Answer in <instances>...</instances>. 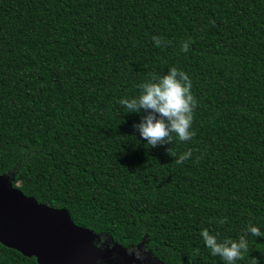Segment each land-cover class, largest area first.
<instances>
[{
	"label": "trees",
	"instance_id": "1",
	"mask_svg": "<svg viewBox=\"0 0 264 264\" xmlns=\"http://www.w3.org/2000/svg\"><path fill=\"white\" fill-rule=\"evenodd\" d=\"M172 67L192 82L195 135L151 148L145 113L120 101ZM0 175L99 246L224 264L204 228L264 234V0H0ZM246 239L237 264H264V236ZM0 264L38 263L0 244Z\"/></svg>",
	"mask_w": 264,
	"mask_h": 264
},
{
	"label": "water",
	"instance_id": "2",
	"mask_svg": "<svg viewBox=\"0 0 264 264\" xmlns=\"http://www.w3.org/2000/svg\"><path fill=\"white\" fill-rule=\"evenodd\" d=\"M100 236L75 224L66 209L40 204L0 175V244L38 264H112L115 256L129 259L127 247L97 244ZM141 246L138 247V249ZM139 264L140 261L136 260Z\"/></svg>",
	"mask_w": 264,
	"mask_h": 264
},
{
	"label": "clouds",
	"instance_id": "3",
	"mask_svg": "<svg viewBox=\"0 0 264 264\" xmlns=\"http://www.w3.org/2000/svg\"><path fill=\"white\" fill-rule=\"evenodd\" d=\"M155 45L161 46V39L153 37ZM189 50V43L182 45V51ZM138 97L121 99L120 103L128 113H145L140 123L134 125L141 137L147 141L151 148L174 143V139L189 141L195 135L192 131L194 109L197 101L192 93V82L188 75L176 67L169 69L162 76L152 74L151 78L140 85ZM170 154V149H169ZM191 150L183 153L176 159L177 164L183 163L191 156ZM219 223H227V218L219 220ZM250 233L255 237L264 236L259 227L249 225L246 233L238 240H220L217 234H211L207 228L201 231L205 246L211 250L213 256H219L224 264H237L244 260L249 252V244L246 239ZM130 254L132 251L130 250ZM142 259V255H137Z\"/></svg>",
	"mask_w": 264,
	"mask_h": 264
},
{
	"label": "flooded vegetation",
	"instance_id": "4",
	"mask_svg": "<svg viewBox=\"0 0 264 264\" xmlns=\"http://www.w3.org/2000/svg\"><path fill=\"white\" fill-rule=\"evenodd\" d=\"M108 245L112 246L113 243L112 244H109V243L106 244V242H105V243H102V246H100V247H104V246L108 247ZM139 246L127 247L129 250V255H128L129 259L133 260L131 263L126 262L125 259L119 255L113 257L112 260H114L116 262V264H139L136 260H139L140 264H157L159 262L150 252L145 251L143 246H141V248L138 249ZM130 250L132 251V254H130ZM137 255H142L143 258L138 259ZM99 264H105V262L100 261ZM159 264H161V263H159Z\"/></svg>",
	"mask_w": 264,
	"mask_h": 264
},
{
	"label": "rangeland",
	"instance_id": "5",
	"mask_svg": "<svg viewBox=\"0 0 264 264\" xmlns=\"http://www.w3.org/2000/svg\"><path fill=\"white\" fill-rule=\"evenodd\" d=\"M107 242L109 243V244H112L113 242L112 241H106V244H107ZM105 243V242H104ZM97 244H98V240H97ZM99 246V245H98ZM143 248L145 249V251H147V252H149V250L146 248V245L144 244L143 245ZM112 261V264H116V262L114 261V260H111ZM160 262H158L157 264H159Z\"/></svg>",
	"mask_w": 264,
	"mask_h": 264
}]
</instances>
